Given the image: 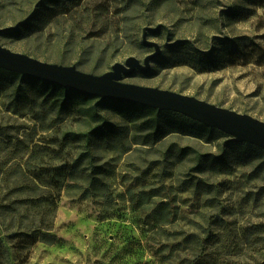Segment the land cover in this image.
<instances>
[{"label": "rangeland", "instance_id": "rangeland-1", "mask_svg": "<svg viewBox=\"0 0 264 264\" xmlns=\"http://www.w3.org/2000/svg\"><path fill=\"white\" fill-rule=\"evenodd\" d=\"M44 1L0 0V29L37 13L32 33L0 45L99 75L130 56L142 62L153 52L142 30L160 25L147 31L159 56L123 82L264 122V0ZM17 87L25 81L0 86V264H264L261 150L174 133L152 144L111 107L97 118L60 113L30 91L16 97ZM101 118L117 133L62 142ZM45 226L54 240L23 249Z\"/></svg>", "mask_w": 264, "mask_h": 264}, {"label": "water", "instance_id": "water-1", "mask_svg": "<svg viewBox=\"0 0 264 264\" xmlns=\"http://www.w3.org/2000/svg\"><path fill=\"white\" fill-rule=\"evenodd\" d=\"M159 27L163 26L142 30V44L153 49L142 62L130 56L123 63H114L108 71L99 75L81 72L74 65L43 62L26 54L13 52L2 45L0 69L96 97L99 101H122L157 111L178 113L206 127L219 130L232 142L250 144L264 151L263 121L192 96L123 82L124 78L136 71L147 73L151 61L159 56L160 46L147 39V31L155 32Z\"/></svg>", "mask_w": 264, "mask_h": 264}, {"label": "trees", "instance_id": "trees-1", "mask_svg": "<svg viewBox=\"0 0 264 264\" xmlns=\"http://www.w3.org/2000/svg\"><path fill=\"white\" fill-rule=\"evenodd\" d=\"M55 2L56 0H45L44 2H42V4H55ZM36 14H33L24 22H19L15 28H4L0 32V36H8L12 34L14 36L19 37L24 32H27V34H29L30 32L32 33L34 30V28H32V22L34 21L32 20V18H34ZM157 30L155 32L148 33L155 34ZM19 80L25 81L26 88L21 89L20 87H17L15 93L16 97H27V92L30 91L36 97L43 98L46 101H49L53 106L58 108V111L60 113H70L71 111L76 112L85 110L86 114H91V116L95 118H97L96 108L111 107L114 109V112L119 117L127 120L129 123L135 122L136 124H138V130L146 132V137L151 138L152 144H155L162 140L165 136L174 133L194 137L197 139H203L205 142H214L220 139H224L223 142L225 145H228L233 149H237L240 146H245L247 150L251 153L261 150L250 144L232 142L231 140H229V137L227 135L220 132L219 130L206 127L201 123L191 120L178 113L168 111H157L155 109L144 107L139 104L122 101H99L96 97L88 96L68 88H62L55 84L46 83L33 77L21 76L17 73L0 69L1 87L6 88L7 85H14V83ZM18 91H20V93ZM117 131V127L101 118V121L89 131V134H75L72 132H66L63 135L62 142L75 143L84 141L88 144L90 142V137H97L99 135L105 134L112 135L116 134ZM62 148L64 149L66 147L62 145ZM185 152H189V150L184 149L183 153ZM261 152L262 154L264 153L263 150H261ZM194 159L197 162H215V160L211 159V157H207L206 155L203 156L195 152ZM50 174H57L58 177L63 180L66 178V174H69V170L66 169L65 171H63L61 169H56L54 171H50ZM31 176L34 175H32L31 173ZM35 178L36 177H33L32 179L36 180ZM36 182L38 183V181ZM53 188L59 189L60 187L59 185H56ZM24 189L30 191L39 190L37 186H34L33 188L25 187ZM31 196L34 195H32V193L30 195H27L28 198ZM29 200L30 198L27 199V201ZM50 230V227L47 228V226H45L42 229L38 230L40 232L39 234L35 233L32 235L25 236V239H28V241H25L23 249L27 246L30 247L36 244L38 241H53L54 236L49 233Z\"/></svg>", "mask_w": 264, "mask_h": 264}]
</instances>
